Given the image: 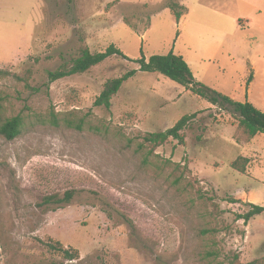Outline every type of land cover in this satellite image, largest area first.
Masks as SVG:
<instances>
[{"label":"rangeland","instance_id":"obj_1","mask_svg":"<svg viewBox=\"0 0 264 264\" xmlns=\"http://www.w3.org/2000/svg\"><path fill=\"white\" fill-rule=\"evenodd\" d=\"M170 1L0 0V120L25 118L20 137L0 135V264L264 262V214L238 220L264 207V134L160 73L139 72L110 110L94 105L137 60L173 52L197 82L264 112V0H174L180 22ZM112 45L128 58L49 83L82 49ZM193 114L184 145L140 148ZM69 190L70 205L38 206Z\"/></svg>","mask_w":264,"mask_h":264},{"label":"trees","instance_id":"obj_2","mask_svg":"<svg viewBox=\"0 0 264 264\" xmlns=\"http://www.w3.org/2000/svg\"><path fill=\"white\" fill-rule=\"evenodd\" d=\"M72 1V0H68ZM168 8L175 15L178 22L187 14V9L180 3L172 0L168 3ZM121 57L127 59L128 57L114 45L110 46L105 52L92 53L88 48L81 50V55L73 60L71 63L63 64L59 69L49 73V83H54L66 77L74 75H81L89 72L91 69L104 63L106 60L112 57ZM139 64L138 70H132L121 76L120 78L112 79L108 81L100 96L96 99L95 107H103L107 110L112 108V100L122 89L123 85L130 79L134 78L139 72L142 73H160L169 80L179 84L184 88H190V91L206 100L214 106L221 108H232L240 116V127L251 138H254L260 134H264V112L257 109L250 102H237L231 97L224 95L213 88H210L200 82H197L193 76V73L183 59V57L175 55L173 52L166 56H153L150 59H146L143 56L136 61ZM252 80L250 76L249 82ZM1 102V99H0ZM1 106V105H0ZM197 114L186 115L176 125L164 132L149 133L145 135L143 145L140 148L143 149L145 145H151L152 148H158L163 146L169 140H175L180 145L185 144L183 131L187 128L191 121L196 118ZM69 121V120H68ZM73 123H69L68 126H73ZM25 126V118L22 115H17L8 119L0 120V135L5 139L12 141L20 137L23 133ZM79 130L81 125L76 126ZM153 150L150 151L152 154ZM147 160V159H145ZM234 166H237L236 164ZM79 193L76 190H69L63 194H54L46 196L42 199V202L38 205L43 211H56L66 205H70ZM231 201L233 199H230ZM237 202V201H232ZM250 210L241 216H238V220H244L248 223L254 217L264 214V207L249 203ZM46 248L51 251L62 253L67 261H75L80 259L78 251L73 249H65L60 242L55 241H42ZM230 264H241L239 257L236 256L232 259ZM247 264H264L260 260H256Z\"/></svg>","mask_w":264,"mask_h":264}]
</instances>
